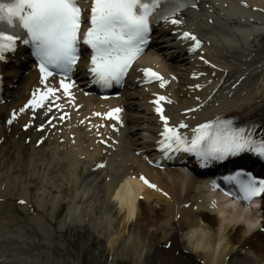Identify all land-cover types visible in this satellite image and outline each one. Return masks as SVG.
Returning <instances> with one entry per match:
<instances>
[{
    "label": "bare ground",
    "instance_id": "bare-ground-1",
    "mask_svg": "<svg viewBox=\"0 0 264 264\" xmlns=\"http://www.w3.org/2000/svg\"><path fill=\"white\" fill-rule=\"evenodd\" d=\"M245 2L247 7L244 8L242 4ZM200 3L197 10L182 14V29L193 30L205 42V54L201 57L206 56L213 68L201 64L198 57L181 55L182 50L177 48L180 43L176 41L158 48L167 49L170 54L158 50L157 54L148 53L143 59L145 65H153L168 76L173 73L181 82L178 92L185 98L181 103L178 101V94L174 91L177 84L173 83L167 91L174 98V104L168 107L167 114L174 122L186 119L195 125L219 115H237L259 123L258 135L264 134V13L252 11L256 6L264 11V0H201ZM161 27L158 34L171 38L175 28ZM170 60L176 61L177 73L170 70ZM14 62H19L21 67L7 71V87L18 81L25 84L23 72L32 68L29 56L25 54L18 55ZM133 72L132 79L135 80L139 74ZM193 72L205 75L192 81L190 75ZM31 74L23 93L16 95L10 89L7 91L12 99L8 109L15 110L17 115L38 78ZM133 80L130 86L135 85ZM197 84L201 85V91L195 90L192 94L186 88ZM150 91L157 92V85L134 90L127 88L122 99L112 101L111 105L122 106L116 123L111 118L99 120L95 115L103 108L107 111L113 107L107 104L94 106L95 98L81 99L85 109L80 114L84 118L77 117L80 122L75 141L68 135L59 136L55 132L39 149L35 144L26 148L23 141L15 139L4 142L2 156L7 159L0 171V201L6 204L12 200H25L30 207L33 188L37 187L36 208L45 218L46 225L33 233L41 236L42 242L0 236V264H62L67 250L61 249L60 256L54 257L56 240L48 225L53 226L63 203L69 205L65 216L67 221L79 223L88 218L89 224L103 230L107 227L104 225L105 216L115 218L120 226L119 232H128L123 235L126 239L120 251L134 264H170L169 256L181 258L179 263L173 264H264V233L260 231L264 223L257 226L255 214L241 219L239 213L223 209L213 211L198 197L204 186H200L191 175L177 170L163 174L148 167L145 157L152 153L155 135L160 130L146 103ZM195 106H199L195 114H180ZM121 132L122 142L117 151ZM2 135L0 132V139ZM99 135L104 140L99 139ZM97 140L99 144L96 145ZM24 150L27 151L25 161L20 164ZM86 160L84 172L80 173ZM98 164L109 167L93 172ZM142 173L150 178L156 186L154 189L143 187L137 180L118 187L122 175L140 176ZM101 174L110 177L106 192L102 191L100 196L89 194L93 183L88 175L99 177ZM140 195L142 200H138ZM112 199L120 204L119 209ZM96 202H99L97 206L94 205ZM47 206L51 208L48 215ZM262 209L264 218V201ZM2 219L4 217L0 216L1 222ZM119 232H113V249L123 241ZM168 243L171 247L167 250ZM107 255L104 252V256ZM159 255L167 260L163 262Z\"/></svg>",
    "mask_w": 264,
    "mask_h": 264
},
{
    "label": "snow or ice",
    "instance_id": "snow-or-ice-1",
    "mask_svg": "<svg viewBox=\"0 0 264 264\" xmlns=\"http://www.w3.org/2000/svg\"><path fill=\"white\" fill-rule=\"evenodd\" d=\"M162 3L163 0H91L90 12L85 21L84 10L78 0H0V23L7 26L5 30H0V61L5 60L6 53L15 52L17 41H21L30 47L31 55L37 60L40 82L44 85L43 90L33 92V98L20 111L23 112L29 105L33 109L43 107L44 102L54 97L60 89L65 95L71 96L70 89L74 82L70 80L69 74L80 57L81 42L91 50L87 71L93 76V83L104 88L111 87L113 83L120 84L150 40L152 21H167L186 6V0H174L173 4L158 11ZM171 23L175 25L181 21L172 18ZM182 38L193 41L190 52H195L201 46V41L191 32H184ZM142 71L146 81L158 80L160 87L167 83L150 67ZM54 73L61 77L59 88L46 83ZM166 99L165 96H158L154 101L155 111L163 122L158 144L165 156L172 152H188L194 154L202 164L223 161L244 152L264 158V134L257 137L254 127H235L232 120L217 118L198 124L189 137L180 131L187 128V124L182 121L177 125L169 124V117L164 115L160 103ZM120 111L114 108L95 115L119 121ZM8 122L11 123V120ZM140 178L149 184L143 176ZM225 179L235 183L240 194L237 198L246 202L250 203L253 198L264 194V179L250 172L239 170ZM149 186L156 187L154 184ZM225 195L235 193L226 192Z\"/></svg>",
    "mask_w": 264,
    "mask_h": 264
},
{
    "label": "rangeland",
    "instance_id": "rangeland-1",
    "mask_svg": "<svg viewBox=\"0 0 264 264\" xmlns=\"http://www.w3.org/2000/svg\"><path fill=\"white\" fill-rule=\"evenodd\" d=\"M173 67L176 65L174 62L170 63ZM1 150H0V171H2V165L1 161H3L4 158L1 156ZM26 155V153H25ZM26 157V156H25ZM22 160V158H21ZM24 161V160H23ZM22 163V161H21ZM36 180V179H34ZM40 186V185H38ZM37 187L33 188L32 191V199H33V206L35 205V198L37 197L36 194ZM96 192L102 193V188L96 189ZM55 198V196H53ZM99 200V199H98ZM99 202H96L94 205L97 206ZM68 204L63 203L62 207L59 209L58 214H57V219L55 221V226H49L50 229H52L54 233L55 240H57V243L55 244V254L58 256L59 255V249L65 247L67 250V254H64L63 256V261L64 264H133L131 262V259L127 258L126 255L120 254L119 259L116 260V255L113 256V254L116 253L117 248L114 247L113 249V254L109 255L108 257H104L103 253L105 250L112 249V242H111V237L109 236L110 233L119 232L120 227L118 225L115 226L116 219L112 217L110 219L109 216H105V219L107 221V228L105 231H102L99 227L94 226L92 223L86 224L88 226H85V224H81L79 222L75 224H70L69 221H64L65 219H62L63 217H60L61 212L63 211L64 208H67ZM119 209V206H117ZM51 208L48 206V211H50ZM0 212L1 216H5L9 222H13V224L16 225V227L19 226V228L22 231L24 229H29L31 227V231H27V234L25 236H22L20 233L16 232L14 236L22 239H29L30 237L33 240L35 239V235L32 234V230L38 231L39 229V224L40 226L45 225L46 222H43V220H40L38 217H35L37 221L35 223H32L29 221L27 218L29 217L28 211L27 213L24 212V209L20 208L19 204L15 201H12L10 204L3 205L0 207ZM39 215V214H38ZM40 216V215H39ZM12 217V218H10ZM41 218V217H40ZM11 224V223H9ZM126 235L128 232H125ZM123 234L121 237L123 238ZM41 240V238L36 237ZM126 238H123L122 245L124 244ZM42 241V240H41ZM120 244V243H119ZM162 258V261H166L167 258L164 256H160ZM181 259L180 258H173L169 256V263L173 264V262L179 263Z\"/></svg>",
    "mask_w": 264,
    "mask_h": 264
}]
</instances>
